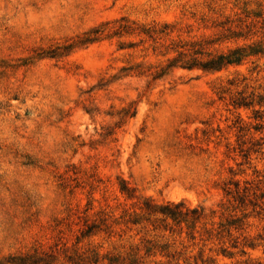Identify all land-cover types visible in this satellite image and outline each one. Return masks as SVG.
<instances>
[{"label":"rangeland","instance_id":"obj_1","mask_svg":"<svg viewBox=\"0 0 264 264\" xmlns=\"http://www.w3.org/2000/svg\"><path fill=\"white\" fill-rule=\"evenodd\" d=\"M27 255L264 264V0H0V264Z\"/></svg>","mask_w":264,"mask_h":264},{"label":"trees","instance_id":"obj_2","mask_svg":"<svg viewBox=\"0 0 264 264\" xmlns=\"http://www.w3.org/2000/svg\"><path fill=\"white\" fill-rule=\"evenodd\" d=\"M232 55L233 54H231L230 56L221 55L219 57H215L207 61H198L194 58H191L189 60L182 61L180 66L183 69L198 68L204 71H219L220 69L228 65H232L236 62V59L232 58ZM177 62H179V60H173L172 62H170L169 66H174ZM123 189L124 187L122 188V190ZM172 207L173 208H171V206L160 207L159 212L161 214H168L172 218L176 216L179 217L182 215V212L180 211L176 212V210L180 208V205H174ZM11 260L14 262L18 261V264H46L45 260L42 257H37L33 255H27V256L18 257V258L13 257Z\"/></svg>","mask_w":264,"mask_h":264}]
</instances>
